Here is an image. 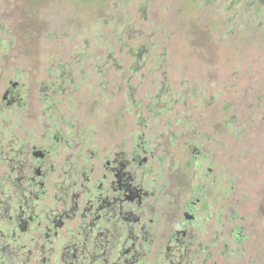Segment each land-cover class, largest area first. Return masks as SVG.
Instances as JSON below:
<instances>
[{
    "label": "flooded vegetation",
    "instance_id": "1",
    "mask_svg": "<svg viewBox=\"0 0 264 264\" xmlns=\"http://www.w3.org/2000/svg\"><path fill=\"white\" fill-rule=\"evenodd\" d=\"M55 61L36 93L31 74L0 73V264H235L231 256L246 254L235 249L242 227L230 221L222 233L218 192L226 189L213 170L217 154L202 137L195 142L198 107L159 131L112 122L101 110L88 132L71 96L76 123L60 124L58 95L72 94L78 65ZM157 103L147 108L155 118L171 112Z\"/></svg>",
    "mask_w": 264,
    "mask_h": 264
},
{
    "label": "rangeland",
    "instance_id": "2",
    "mask_svg": "<svg viewBox=\"0 0 264 264\" xmlns=\"http://www.w3.org/2000/svg\"><path fill=\"white\" fill-rule=\"evenodd\" d=\"M59 59L78 65L72 94L58 95L60 124L76 123L67 112L71 96L82 111L76 124L88 132L101 110L112 122L119 116L159 131L197 106L195 142L202 137L217 154L214 173L229 189L218 192L222 233L234 225L245 236L235 249L246 254L229 262L264 264V0H0V73L31 74L36 93ZM159 100L172 105L163 118L147 109Z\"/></svg>",
    "mask_w": 264,
    "mask_h": 264
},
{
    "label": "trees",
    "instance_id": "3",
    "mask_svg": "<svg viewBox=\"0 0 264 264\" xmlns=\"http://www.w3.org/2000/svg\"><path fill=\"white\" fill-rule=\"evenodd\" d=\"M229 124H230V122H229V121H227V127H230V125H229Z\"/></svg>",
    "mask_w": 264,
    "mask_h": 264
}]
</instances>
